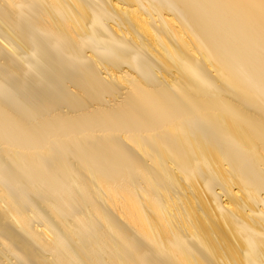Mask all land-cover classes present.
I'll return each mask as SVG.
<instances>
[{"label": "bare ground", "instance_id": "1", "mask_svg": "<svg viewBox=\"0 0 264 264\" xmlns=\"http://www.w3.org/2000/svg\"><path fill=\"white\" fill-rule=\"evenodd\" d=\"M0 264H264V0H0Z\"/></svg>", "mask_w": 264, "mask_h": 264}]
</instances>
